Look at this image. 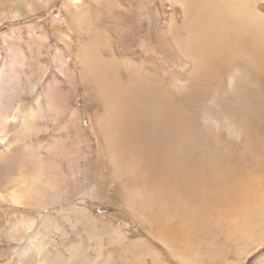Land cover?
I'll use <instances>...</instances> for the list:
<instances>
[{
    "label": "rangeland",
    "instance_id": "1",
    "mask_svg": "<svg viewBox=\"0 0 264 264\" xmlns=\"http://www.w3.org/2000/svg\"><path fill=\"white\" fill-rule=\"evenodd\" d=\"M224 1L0 0V264H264V84L242 48L194 50ZM240 1L264 30V0ZM146 116L249 193L156 220L147 160L122 144Z\"/></svg>",
    "mask_w": 264,
    "mask_h": 264
},
{
    "label": "bare ground",
    "instance_id": "2",
    "mask_svg": "<svg viewBox=\"0 0 264 264\" xmlns=\"http://www.w3.org/2000/svg\"><path fill=\"white\" fill-rule=\"evenodd\" d=\"M80 1L72 0L75 4ZM227 6H231V8L227 9ZM199 15L201 16V21L204 13ZM206 16L207 22L204 25L200 24L194 36L195 38H193L194 50L196 52H204L206 61L214 64L217 62L218 45L225 46L230 50L242 48L244 52L247 51L249 53L250 62L254 64L253 73L255 78L258 79L260 84H264V30H262L263 32L260 31L262 33L256 30V26L260 23L259 18L261 17L264 21V17L259 16L257 20L255 18L254 21H257V24L256 28H254L252 19H254L255 12L249 7L247 1L240 0H231V3L225 0L220 13H208L206 11ZM207 46L213 48L212 51L205 50L204 48ZM258 61H260L259 64H257ZM105 78L102 77L101 80L112 84L108 78ZM109 79L111 78L109 77ZM114 90L117 92L116 89ZM145 90H147L146 93L152 99L160 94L154 88L146 87ZM117 96L120 97V95ZM172 109L171 106L163 107V110L168 113L172 112ZM160 117L165 118L162 114ZM180 123L181 121H179ZM151 124H153V120H148V116H146L143 120H135V128L133 129L129 125L122 123L121 130L124 132V139L122 140L124 147H133L136 149L135 152L139 149L147 160L145 165L157 193L153 197V207L156 210L152 214L156 220L159 218L160 221H166L169 217L166 212L175 211V208L182 209L178 219L192 210L193 218L194 216L202 218V214L199 211L207 212L206 214L215 213L220 211L223 205L228 206L227 203L233 201V196L241 197L249 193L246 185H244V190H242V184L238 185L234 182V176L227 177L225 180L221 177L218 180L209 177L210 175L207 174V171L202 169L204 164H200L204 151L198 148V152L190 151L186 153L190 147L188 142H186L187 140L181 139L176 132V127L172 133L164 138L161 131L154 128ZM182 137L187 138L184 135ZM130 141L132 142L129 143ZM197 158L198 166H195L190 160ZM191 164L196 167L194 169L195 172H193ZM227 198L229 200L224 201ZM216 204L218 208L213 209ZM190 216L192 215L190 214ZM168 223H170L169 220Z\"/></svg>",
    "mask_w": 264,
    "mask_h": 264
}]
</instances>
